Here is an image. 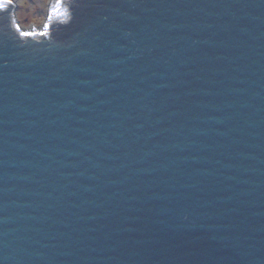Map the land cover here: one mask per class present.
<instances>
[{"label":"water","instance_id":"1","mask_svg":"<svg viewBox=\"0 0 264 264\" xmlns=\"http://www.w3.org/2000/svg\"><path fill=\"white\" fill-rule=\"evenodd\" d=\"M0 3V264H264V0Z\"/></svg>","mask_w":264,"mask_h":264},{"label":"rangeland","instance_id":"2","mask_svg":"<svg viewBox=\"0 0 264 264\" xmlns=\"http://www.w3.org/2000/svg\"><path fill=\"white\" fill-rule=\"evenodd\" d=\"M49 0H16L15 16L22 28H41L45 23Z\"/></svg>","mask_w":264,"mask_h":264},{"label":"snow or ice","instance_id":"3","mask_svg":"<svg viewBox=\"0 0 264 264\" xmlns=\"http://www.w3.org/2000/svg\"><path fill=\"white\" fill-rule=\"evenodd\" d=\"M5 5L4 3H0V8H3ZM22 35L25 34V33H21Z\"/></svg>","mask_w":264,"mask_h":264}]
</instances>
